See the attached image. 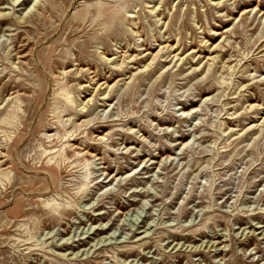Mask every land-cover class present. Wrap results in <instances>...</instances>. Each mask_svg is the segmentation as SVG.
Returning a JSON list of instances; mask_svg holds the SVG:
<instances>
[{
	"label": "rangeland",
	"instance_id": "rangeland-1",
	"mask_svg": "<svg viewBox=\"0 0 264 264\" xmlns=\"http://www.w3.org/2000/svg\"><path fill=\"white\" fill-rule=\"evenodd\" d=\"M0 264H264V0H0Z\"/></svg>",
	"mask_w": 264,
	"mask_h": 264
},
{
	"label": "bare ground",
	"instance_id": "bare-ground-1",
	"mask_svg": "<svg viewBox=\"0 0 264 264\" xmlns=\"http://www.w3.org/2000/svg\"><path fill=\"white\" fill-rule=\"evenodd\" d=\"M17 1H18V0H17ZM69 95H70L69 93H66V99H67L68 101H71ZM187 114H188V113H187ZM47 152H48V151H47ZM52 153H53V152H49L48 155H51ZM86 153H87V152H86ZM81 239H82V238H81ZM91 252H92V251H91Z\"/></svg>",
	"mask_w": 264,
	"mask_h": 264
}]
</instances>
